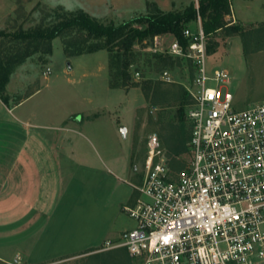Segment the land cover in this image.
<instances>
[{
  "label": "rangeland",
  "instance_id": "obj_1",
  "mask_svg": "<svg viewBox=\"0 0 264 264\" xmlns=\"http://www.w3.org/2000/svg\"><path fill=\"white\" fill-rule=\"evenodd\" d=\"M199 1L0 0V31L12 34L50 25L56 20L55 10L58 8L68 11L83 9L105 23L118 24L147 14L152 10L151 5L168 8L165 11H180L190 4L199 5ZM231 5V13L225 16V22L238 25V28L231 32L220 29L207 35L208 64L212 70L221 67L228 70L229 82L224 90H230L234 94L235 107L243 109L264 102V0H231ZM188 26L195 29L196 20ZM168 37L155 36L135 43L127 79L111 74L106 49L68 56L63 38L56 37L51 55L37 52L26 58V70L19 79L24 88L19 95L35 92L25 107L61 116L74 113L78 118L83 114L99 117L88 130L99 134L108 153L115 152L124 161L129 155L132 176L124 175L122 181L128 195L130 189L133 190L131 183H138L145 174L150 134L156 133L160 137L174 170L185 166L189 159L187 152L180 155L171 152L180 144L182 120L186 127L189 125L187 113L192 99L187 88L192 82V63L173 52L176 38ZM20 48H25V42L12 36H0V58L5 59ZM47 68L51 71L45 74ZM165 70L170 73L172 81L164 80ZM28 76L32 78L26 79ZM114 81L126 85L113 87L111 83ZM5 113L0 106V115ZM126 178L130 183L125 181ZM123 206L109 229L100 235L102 241H98V245L95 243L93 252L61 257L63 259L44 256L27 264H94L89 256L91 253L111 250H99L105 240H118L124 231L134 227V219ZM130 257V264H142ZM0 264L7 263L0 260Z\"/></svg>",
  "mask_w": 264,
  "mask_h": 264
},
{
  "label": "built area",
  "instance_id": "obj_2",
  "mask_svg": "<svg viewBox=\"0 0 264 264\" xmlns=\"http://www.w3.org/2000/svg\"><path fill=\"white\" fill-rule=\"evenodd\" d=\"M196 24L173 48L192 63L189 159L174 170L149 135L145 174L123 206L135 225L99 250L123 247L142 264H264V102L235 107L228 70L209 67L199 14Z\"/></svg>",
  "mask_w": 264,
  "mask_h": 264
},
{
  "label": "crops",
  "instance_id": "obj_3",
  "mask_svg": "<svg viewBox=\"0 0 264 264\" xmlns=\"http://www.w3.org/2000/svg\"><path fill=\"white\" fill-rule=\"evenodd\" d=\"M165 36L175 38L157 37ZM24 65L10 76L8 101L0 97L6 111L0 115V260L7 264L63 259L94 248L119 209L135 197L122 183L124 175L132 176L129 155L124 161L108 153L99 134L88 130L99 117L25 107L35 92L19 95Z\"/></svg>",
  "mask_w": 264,
  "mask_h": 264
},
{
  "label": "trees",
  "instance_id": "obj_4",
  "mask_svg": "<svg viewBox=\"0 0 264 264\" xmlns=\"http://www.w3.org/2000/svg\"><path fill=\"white\" fill-rule=\"evenodd\" d=\"M147 14H140L121 23H105L83 9L55 10L56 20L47 26L40 25L33 29L21 30L16 33L0 31V36H12L13 39L25 42V48L18 49L14 54L0 58V97L7 102L6 85L14 69L26 58L37 52L51 55L53 40L62 37L64 49L68 56L92 53L102 49L109 52V68L112 75L123 79L129 78V67L134 55V45L147 38L171 33L183 47L187 40L184 29L188 23L197 19L198 14L203 20L205 33H215L220 29L229 32L238 28L225 22V16L231 13V0H201L198 10L190 4L180 11H164L157 6ZM113 87L126 85L114 81ZM180 144L172 148V154L180 155L188 151L190 129L182 120ZM179 167V165H178ZM96 248L83 253L93 252ZM105 253V254H104ZM94 264H130L131 257L126 248H116L108 251L95 252L89 255Z\"/></svg>",
  "mask_w": 264,
  "mask_h": 264
},
{
  "label": "water",
  "instance_id": "obj_5",
  "mask_svg": "<svg viewBox=\"0 0 264 264\" xmlns=\"http://www.w3.org/2000/svg\"><path fill=\"white\" fill-rule=\"evenodd\" d=\"M69 68H71V67L69 66Z\"/></svg>",
  "mask_w": 264,
  "mask_h": 264
}]
</instances>
